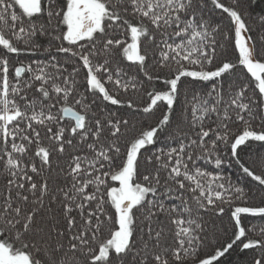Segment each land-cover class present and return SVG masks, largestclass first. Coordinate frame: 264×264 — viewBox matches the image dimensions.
<instances>
[{"label":"trees","instance_id":"trees-1","mask_svg":"<svg viewBox=\"0 0 264 264\" xmlns=\"http://www.w3.org/2000/svg\"><path fill=\"white\" fill-rule=\"evenodd\" d=\"M93 1L101 30L69 42L66 0H0V248L31 264H264V72L240 64L236 31L264 65V0ZM248 136L262 139L237 145ZM140 140L141 201L114 251L110 193Z\"/></svg>","mask_w":264,"mask_h":264},{"label":"rangeland","instance_id":"rangeland-1","mask_svg":"<svg viewBox=\"0 0 264 264\" xmlns=\"http://www.w3.org/2000/svg\"><path fill=\"white\" fill-rule=\"evenodd\" d=\"M18 5L28 14H37L41 7V0H15ZM66 10L64 13L66 25V40L74 42V38L79 41L90 38L96 31L101 30L102 21L105 17V10L101 5L93 0H66ZM86 15L87 20L93 25V31L84 27L82 18ZM85 32L82 33V31ZM237 31V44L240 52V64L245 67L250 74L258 81L262 82V73L264 72V65L254 62L250 52L248 42L246 41L245 34L240 28ZM135 38V37H134ZM127 57L131 61L139 58L136 38L133 40ZM13 116L8 112L4 114V119L9 120ZM262 139L260 137H243L238 141L237 145L242 144L246 140ZM145 145V140H140L136 143L133 153L129 162L125 165L122 172L117 176L118 185L114 188L110 197L114 203L117 212V232L109 244V249L114 251L121 250L125 247L129 237V212L130 210L141 201V193L136 190L131 183L132 169L134 155L139 148ZM0 264H31L28 260L21 257H11L4 249L0 248Z\"/></svg>","mask_w":264,"mask_h":264},{"label":"water","instance_id":"water-1","mask_svg":"<svg viewBox=\"0 0 264 264\" xmlns=\"http://www.w3.org/2000/svg\"><path fill=\"white\" fill-rule=\"evenodd\" d=\"M204 77L205 76L202 75L200 79H204ZM62 117H63V119L75 122L77 127L80 126V122L82 120V116L81 115L77 114L76 112H74V111H72L70 109L64 110L63 113H62Z\"/></svg>","mask_w":264,"mask_h":264},{"label":"flooded vegetation","instance_id":"flooded-vegetation-1","mask_svg":"<svg viewBox=\"0 0 264 264\" xmlns=\"http://www.w3.org/2000/svg\"><path fill=\"white\" fill-rule=\"evenodd\" d=\"M82 24L84 25V27H86L88 30H89V32H92L93 31V25L92 24H90V22L87 20V17H86V15H84L83 16V18H82ZM83 32H85V30H83L82 31V33ZM74 42H79V40H77V38H74ZM24 259V258H23ZM25 260V259H24Z\"/></svg>","mask_w":264,"mask_h":264}]
</instances>
